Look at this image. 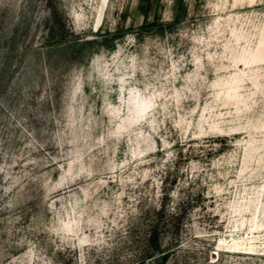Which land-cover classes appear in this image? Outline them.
<instances>
[{"label": "rangeland", "instance_id": "rangeland-1", "mask_svg": "<svg viewBox=\"0 0 264 264\" xmlns=\"http://www.w3.org/2000/svg\"><path fill=\"white\" fill-rule=\"evenodd\" d=\"M160 205L264 264V0H0V264H139Z\"/></svg>", "mask_w": 264, "mask_h": 264}, {"label": "trees", "instance_id": "trees-1", "mask_svg": "<svg viewBox=\"0 0 264 264\" xmlns=\"http://www.w3.org/2000/svg\"><path fill=\"white\" fill-rule=\"evenodd\" d=\"M184 213L167 215L164 206L147 208L142 216L144 250L136 256L139 264H167L170 253L180 247V235L184 224ZM136 230V229H135ZM171 234L172 247L163 250L161 238Z\"/></svg>", "mask_w": 264, "mask_h": 264}]
</instances>
